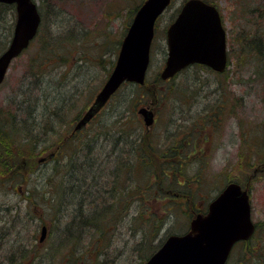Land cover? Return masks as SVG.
<instances>
[{
    "label": "rangeland",
    "instance_id": "374dc122",
    "mask_svg": "<svg viewBox=\"0 0 264 264\" xmlns=\"http://www.w3.org/2000/svg\"><path fill=\"white\" fill-rule=\"evenodd\" d=\"M34 1L41 12V7L50 11L46 27L55 28L51 13L58 11L63 16V35L77 25L86 36L81 33V44L65 47L63 54L69 50L71 59L63 68L50 69L51 75L44 78L32 76L29 59L39 44L31 45L13 61L0 86V126L12 119L19 101L30 99V106L37 103L32 108L38 109L39 117L57 108L65 112L57 120L58 131L49 135L51 144L35 149L38 160H46L34 174L29 173L35 166L28 159L18 169L16 181H4L10 175L3 170L1 159L0 264H145L143 258L150 257L169 236L188 233L192 220L206 215L208 206L230 183L247 191L251 219L258 229L249 241L235 246L227 264H264V0L207 1L221 12L227 32L230 60L224 74L189 67L160 84L154 93L151 89V94L144 93L143 103L138 100L141 95L136 85L126 83L81 130L75 127L110 76L121 43L144 0ZM185 1L174 0L157 22L147 75L151 88L156 87L154 81L167 59V30ZM15 22V8L9 16L0 15L2 52L9 45ZM248 34L258 36L263 45L244 49L240 39ZM144 107L157 112L158 117L154 128L143 123L138 136L129 130L132 124L123 125L119 117L124 114V121L138 123L143 120L138 110ZM25 112L17 114V121L29 122L26 128L32 130V111L30 116ZM124 127L130 136L117 146L115 138L122 133L118 128ZM107 132L113 138L109 143L97 140L96 164L86 174L85 156L94 146L92 137ZM145 133L151 136L142 138ZM72 134L77 148L70 149L77 164L67 155L59 158L57 153L59 137L73 138ZM139 144L155 155V163L150 155L149 162L133 153L131 146ZM140 161L148 173L140 164L132 172L133 164ZM62 163L60 179L55 171ZM70 166L79 167L76 175L80 178L90 176L85 179L88 188L71 191L78 178L70 177ZM79 202L85 218L110 209L106 211L113 220L102 230L81 226L82 222L72 220L69 214ZM149 212H156L155 217ZM44 224L48 232L40 242ZM81 227L85 230L79 235ZM69 233L80 241L67 239ZM138 244L141 247L137 249ZM20 249L24 257L18 259L15 252Z\"/></svg>",
    "mask_w": 264,
    "mask_h": 264
},
{
    "label": "water",
    "instance_id": "95a60500",
    "mask_svg": "<svg viewBox=\"0 0 264 264\" xmlns=\"http://www.w3.org/2000/svg\"><path fill=\"white\" fill-rule=\"evenodd\" d=\"M0 3L15 5L17 13L12 40L0 55L1 85L13 60L38 35L42 18L33 0H0ZM171 3L172 0H146L139 8L112 73L75 130H81L98 115L124 83L145 84L155 26ZM226 37L221 13L215 5L187 0L167 30L168 57L161 78H173L196 63L224 72L228 64ZM138 113L147 128L154 125L153 110L144 107ZM254 230L247 191L237 183H230L211 203L206 215L199 214L192 220L188 233L170 236L146 264H226L235 243L249 239ZM46 234L44 226L41 242Z\"/></svg>",
    "mask_w": 264,
    "mask_h": 264
},
{
    "label": "trees",
    "instance_id": "16d2710c",
    "mask_svg": "<svg viewBox=\"0 0 264 264\" xmlns=\"http://www.w3.org/2000/svg\"><path fill=\"white\" fill-rule=\"evenodd\" d=\"M205 1H209V0H205ZM2 9H4V12L1 11ZM41 9H42V12L41 11L40 12H41L43 21H42L41 27L39 29V33H38L36 39L32 43V45H34L35 43L36 44L38 43L39 48L36 50V53L33 56H31L29 59L30 60V67L32 69V76L37 77V78H44L48 75L50 76L52 71H53L50 69L55 70L58 68H63V63H67L71 59L70 58L71 52L68 50L66 53L63 54V49L67 46L70 47L74 44H81V39L79 38L81 33L84 36H86L85 32H83V30H81L77 25L69 28L68 32H66V34L63 35V16H62V13L58 12V11L56 13H51L52 23H53V25H55V28H52L51 26L46 27L44 25V21H45L46 13H49L50 11L47 12L42 7H41ZM11 10H14V6H8V5L0 4V11H1L0 15H2V18L5 17V14H8V16H9L11 13ZM240 40L243 43L242 46H244V49H247V50H250V48L253 46V44L257 49H258V44L263 45L262 40L258 36L255 37L253 34H248V35L242 36ZM100 60H102V59H100ZM102 63H103V61H102ZM114 63L115 62H113V66L115 65ZM156 78L157 79L154 81V85H156V87H154V86H153V88L149 87L150 82H148V76L146 79V83L144 85H142V86L136 85L135 86V88L139 89L138 93L141 95L138 98L140 103L144 102V99L146 96L144 93L149 94L150 89L152 91L153 90L154 91L159 90L158 86L162 83H165V81H163L160 78V75L157 76ZM154 91H153V93H154ZM29 101H30V99L27 100V102H26L27 106H26V103L23 101L16 102L15 104H16L17 108L15 109V113L11 114L12 119L8 120L9 122L1 125L3 127L0 126V162L2 159L4 162L3 170L8 172L10 175V177L4 181H8V180L16 181L17 180L16 177L20 173L18 169L23 167L24 161L27 164L28 159H31L34 163V166H35V168L31 169V171L29 173L32 172V174H34L35 171H37L39 169V167L41 166V163H39L38 155H37L35 149L36 148H42V149L45 148L47 142L51 144V140H50L49 135L54 134L58 131L57 125H56L57 120L62 119L65 115V112L64 111L62 112L61 108H57V110H55L53 108L54 110H52L51 112L45 111L47 116L44 115L43 117H39L37 115L38 109H36L34 111V109L32 108L34 105L30 106ZM34 107L35 108L37 107V103L35 104ZM57 107H59V105H57ZM41 108L44 109L45 107H41ZM60 109H61V113H59ZM23 110H26L27 112H25V114L29 115V116H30V113L32 111V113H31V115L33 116V123H32V127H31L32 130H28L26 128V127H30L29 122H26L25 120H22V122L17 121V119H18V118H16L17 114H19V112H22ZM123 115H121L119 117V118H121V120L119 122H122L123 125H126L127 123L132 124V126L129 130H131L133 133H135V135L139 136L140 135L139 134L140 128L143 129L142 120L139 119L141 121L138 120L139 121L138 123L130 122L129 119H126L124 121ZM18 123H21V124H18ZM20 127H22V130L20 129ZM118 129H119V132L122 131V133L115 138L117 146L121 145V142H123L124 140H126L130 136V135H128L129 131L127 133L125 132L126 131L125 127L124 128H118ZM115 132H118V131H115ZM77 134L78 133H76L74 136H76ZM149 136H151V135L145 133L144 136H142V138L148 139ZM70 137L67 139L65 138V136L59 137V141H58L59 142V146H58L59 148H58L57 153L60 155L58 157L64 158L65 155H67V157L69 156L70 159H74L75 161H73V162H75V164H77V158H76L77 156L75 155L74 151H72V149H70L73 147L77 148V146L73 145L74 144L73 142L75 140L73 137V134H72L73 138H70ZM101 138L106 143H109V141H111L113 136L110 135L109 132H107V133L103 134L102 136H100V133H97L96 137L95 136L92 137V142H93L94 146L90 147V149H89L90 152H88L87 157L85 156V158H86L85 159L86 169L84 171H86L85 172L86 174L88 173V171H92V168L94 170V166L96 164V158H94V155H96L95 154L96 148L98 147L96 144H97V140H99ZM85 140L89 142L88 137H86ZM138 148L140 149V151L136 150ZM131 149L133 150V153L136 154V156L138 154H141L140 158H143L145 160H149V162H150V159H149V155H150L152 163H155L157 161V160L153 161V156H155V155H151V153L149 154L148 148H143V146H141L140 144L137 146L132 145ZM257 158H258L257 162H259L260 161L259 156ZM91 159H92V161H91ZM141 162L142 161H140V163L135 162V164H133L132 172H135L138 169L139 164H140V166H142L143 171H146L148 173L147 166ZM87 163H88V165L86 166ZM171 164H173V163H171ZM59 167H60V169H57V171H55V173L57 172L56 177H59L61 179L63 176V172H64L63 171V163ZM130 169H131V166H130ZM78 170H79V167H75V166L74 167L73 166L67 167V171H69V173L71 174L70 177H72L74 180H76L78 178V180L76 182L77 184H73L70 186L71 191H73V192H75V190L77 188H80V189L83 187L88 188V186H89L87 184V182L85 181V179L88 181L90 176L88 177V175H85L84 178L83 177L80 178L79 176H77L78 174L76 175V171H78ZM64 175H65V173H64ZM166 176H168V175H166ZM59 185L61 186L60 183H59ZM186 187H187V184L185 185L184 189ZM187 193H189V192H187ZM29 198H30V196L26 197V199H29ZM53 199H54V197H53ZM106 210H110V209H104V211L102 210L103 212L99 213L98 215L96 214L95 217L85 218L84 217L85 210L83 207V203L79 202V204L77 205V208L73 209V212L69 213V214L71 217L73 215L72 220H74L76 222H80V223L82 222L80 224L81 226L82 225L83 226H92L93 228H95L97 230H102V228L105 225H107L108 223H110L113 220V219L108 218L109 215H108V211H106ZM149 213H150V217H152V218H154L156 215V212H149ZM115 214H116V212H113L112 216L114 217ZM139 214H142V213L139 212ZM134 218L138 219L139 215L137 214V218H136V216H134ZM84 230L85 229L83 227H81V230L79 231V235H82L84 233ZM75 236L76 235L69 233V235L66 238L67 239L72 238L70 240L72 242H74L73 237H75ZM75 238H77L76 239L77 241H80V239L78 237H75ZM139 245L141 247V244H138L137 249H138ZM154 252H152L151 255ZM15 253L19 254L18 259L20 258V256H21V258L24 257L23 256L24 252H22L21 249ZM148 259H149V256L143 258V260H145V261H147Z\"/></svg>",
    "mask_w": 264,
    "mask_h": 264
},
{
    "label": "flooded vegetation",
    "instance_id": "af4514ba",
    "mask_svg": "<svg viewBox=\"0 0 264 264\" xmlns=\"http://www.w3.org/2000/svg\"><path fill=\"white\" fill-rule=\"evenodd\" d=\"M194 67L204 68V67H202V66H200V65H195ZM205 68H206V67H205ZM206 69H208V68H206ZM157 117H158V113H157V115H156V118H157ZM156 120H157V119H156ZM127 142H128V141H127ZM51 156H54V155L52 154V155H50V157H51ZM257 157H258V156L255 155V158H257ZM45 160H46V159L43 158L42 160L39 161V163H41V162L44 163ZM254 224H255V223H254ZM257 229H258V226L255 224V233H257ZM248 241H249V240H248ZM245 242H247V241H241V242H239V243H237V244L245 243ZM237 244H236V245H237Z\"/></svg>",
    "mask_w": 264,
    "mask_h": 264
}]
</instances>
